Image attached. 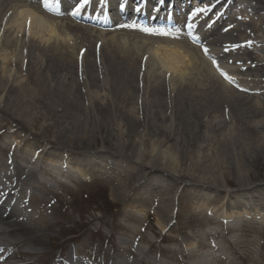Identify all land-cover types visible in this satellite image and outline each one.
I'll list each match as a JSON object with an SVG mask.
<instances>
[{
    "label": "bare ground",
    "instance_id": "bare-ground-1",
    "mask_svg": "<svg viewBox=\"0 0 264 264\" xmlns=\"http://www.w3.org/2000/svg\"><path fill=\"white\" fill-rule=\"evenodd\" d=\"M152 1L154 0H148V2ZM99 2L97 4L85 3L84 0H0V105L3 104L7 109L9 104L7 100L11 97L10 90L16 88L17 93L28 102L36 98L45 105L44 108L37 110V114L41 115L29 118L31 124L39 117L43 124L48 125L50 118L45 115V111L52 106L57 108L63 99L69 101L74 109L75 106H81L84 115L81 116L82 119L86 118L90 111L99 116L103 114L105 118L102 121L98 117L99 122L103 123L105 130L110 129L111 122L117 123L125 140L131 143L135 160L139 161L142 170L161 169L167 166L171 171L173 170L171 175L174 176L178 172L188 171L190 166L192 168L199 166L202 170L217 167L221 174L226 165L225 155L229 153L228 146L232 151L229 155L235 160L238 176L243 175V166L239 159L241 151L264 148V35L262 34L264 33V0H206V2L202 1L200 6L198 1L190 16L179 13L178 17L174 18L172 26L165 25L171 20L166 16L161 17L164 13L154 16L155 12L148 15L149 20L154 18L157 20L155 26L139 25L140 21L132 19L124 21L122 17L114 21L108 16L109 11L105 10L106 3H102L101 0ZM215 2L221 6L224 4L225 7H236L235 14L226 16L224 12L214 16V13H210L212 9L210 7H213ZM71 4H73L72 9L79 4L80 11L76 14L88 9L91 16L89 18L91 20L98 18V23L74 22L75 18L70 14L72 9L68 10ZM107 5L113 6V3L109 2ZM176 7L180 5L176 4ZM197 9L204 11L199 12ZM132 12L135 15V12ZM136 15L139 19L147 17L142 12H136ZM110 16L117 17L113 12ZM132 17L134 16H130ZM180 17L192 24L191 30L178 27ZM146 28L151 31H145ZM257 32L259 34H255ZM22 72H25L24 80L19 79L23 76ZM31 75L36 78L34 86L28 81ZM38 82L42 83L43 91L39 92ZM49 99L52 101L48 105L46 101ZM150 110L155 111L154 114ZM168 110L170 113L168 125L162 123L156 125V122L152 121L160 114L165 117ZM147 112H149L148 116ZM175 115L179 116L178 122H175V129L178 128L181 133L183 129L186 130L184 132H188V139L185 141H180L177 133L179 130L172 129L175 127L172 121ZM76 121L83 124L77 119ZM71 125L68 123L65 126L73 128ZM0 126L3 127L4 124ZM197 128L201 140L193 144L190 134ZM158 130L166 131V136L160 141L155 138ZM9 133L12 135L14 131ZM28 140L23 136L19 137L16 144L18 149H21L19 145L33 144ZM180 143H185L186 145H182L185 147L192 145L191 148L183 151L185 168H178L177 165L178 157L175 150ZM43 145L39 144L42 146L40 149L37 146L28 150L25 166H21L19 157L14 152L10 162L0 160V169L8 166L12 170L23 171L21 178L20 175L16 176L17 190H14L16 193L9 191L7 195V184L4 180L6 175L0 170V186L6 192L0 193V264H9L3 261L13 253L14 249L24 247L28 241L32 244H30L31 249L44 247H40L43 244L40 240L39 228L18 226L11 220L9 214L1 211L2 203L15 197L17 193L23 194L22 188L18 186L29 187L34 180L38 183L36 172L41 167L42 159L49 157V153L53 155L49 157L50 160L45 159L50 166L52 165L51 169L54 172L49 176L53 180L47 186L49 190L67 184L59 178H66L73 185L75 183L72 178L74 174L70 173L75 164L71 149L68 148L62 156L60 153L56 156L59 151L47 150ZM147 148H154L160 152L165 162L159 161L157 157L154 158L152 152L146 156L148 158H142L143 151ZM92 151L103 152L101 149ZM1 152L3 153V148H0V154ZM262 157L256 152L255 161L258 166ZM86 159H89V162L84 163L83 166L88 165V168L84 169L82 175L86 176L85 172L89 169L92 175L96 171L106 169L108 160H103L106 163L100 170L98 169L101 168L100 162H97L96 157H86ZM202 172H199L200 176L203 175ZM78 175L80 174L76 176L79 177ZM142 179L144 180L143 175ZM215 181L216 179L211 183L216 185L217 181ZM39 183L43 184V181ZM119 183L118 180L117 184ZM148 183L149 185L146 186L163 187V185L159 186L161 182ZM216 186L227 192L225 207L228 210L224 212V217L230 221L224 224L220 217H212L211 223L217 225L219 229L203 230L200 235L203 239H192V243H188L189 246L177 243L180 252L177 247L169 248L172 253L179 252L177 255H173L168 248L158 247L160 241L168 239L171 235L167 233L169 228L164 227L166 226L163 223L164 218L160 217L161 212L165 215L167 208L157 202L155 215L159 225L156 227L155 224L147 223L132 234V238L144 242L146 248H140L139 245L123 239L117 242L112 240L115 251L107 248L101 254H98L99 250L96 246L90 248L91 251L85 252L79 246L71 247L65 254L66 261L63 264L70 262L89 264L86 258L90 261L94 259L96 264H105V259L112 257L125 258L126 260L121 264H169L170 261H173L172 264H186L181 258H191L194 260L193 264H202V261L206 264L213 263L215 258L210 252L220 253L217 257L221 258L225 249L229 251L227 235L241 231L236 227L237 223L246 225L260 217L264 218V181L243 184L237 189L239 191L233 194L239 198L238 200L232 198L231 191L225 188L222 182ZM127 189L122 195L130 198L135 191L130 194L131 187L129 191ZM210 192L212 193L205 189V193L199 198L204 200L212 198ZM33 200L42 201L43 198L37 197ZM139 206L145 207L146 204ZM234 213L238 214L235 219L232 218ZM33 216L29 214L31 221L37 219L43 226L47 223L43 215L35 219ZM125 217V221H138L131 212H127ZM145 227L151 231L153 240L144 233ZM122 229L129 232L128 227ZM177 233L181 234L178 231ZM204 236L208 239L219 237L224 245L213 247L210 252L206 249L207 253L200 255L196 251L198 247L205 250ZM154 237L160 238L158 245L155 244ZM241 237L245 238L246 235L242 234ZM56 238L54 237L53 244L57 242ZM170 239L177 240L175 236ZM257 245V247L264 246ZM183 246L187 247L183 248ZM154 249L159 254L162 252L163 257H167L170 253V259L168 257L165 262L156 257L147 259L146 254ZM26 253L28 252L20 250L18 256ZM76 253L83 255L79 258ZM243 254L240 253L239 256ZM235 255L237 257L236 252ZM244 255L249 256L247 253ZM259 255L256 253L254 259L259 260ZM54 263L55 261L51 262Z\"/></svg>",
    "mask_w": 264,
    "mask_h": 264
},
{
    "label": "rangeland",
    "instance_id": "rangeland-1",
    "mask_svg": "<svg viewBox=\"0 0 264 264\" xmlns=\"http://www.w3.org/2000/svg\"><path fill=\"white\" fill-rule=\"evenodd\" d=\"M255 34L259 33L257 32ZM262 34L264 35V33ZM22 74L23 76H20L19 79L24 80L25 72H22ZM28 81L34 86L36 78L31 75ZM38 83L37 87L40 92L43 87L41 82ZM81 92L84 93L82 90ZM10 93L11 97L7 100L9 103L7 104V109L3 107V104L0 105V124H4L3 127L0 126V148H3L5 156L7 155V157H10L11 155L12 157L10 158H13L14 152L19 157L18 161L25 165L28 150L39 146V144H44L43 146L47 150L56 149L59 151L56 153V156L59 153L62 156V154L70 148L73 152V157H75L73 172L74 174H80L82 177V180L76 183L74 187L62 185L55 186V189L49 190L46 185L41 186L38 183H36L35 186L32 185V192L35 194V198L42 197L43 200H38L39 202L35 203L32 202L29 212L34 215L33 219L43 215V217L47 219V223L44 226L49 227H44L37 219L34 222L28 221L25 223H20L17 219L15 220L18 226L39 228L41 234L40 240L43 244L40 247L44 246L41 249H33V251H35L34 254L30 255L28 253L22 257H18V251L20 249H14L13 255L17 256L15 261L20 264H50L53 260L59 259V252L66 254L71 247L77 248L78 246L82 248L84 252L91 251L89 249L96 246L99 250L98 254L105 252L107 248L115 251L112 240L117 242L123 239L139 245L140 248H146L147 245L140 240L132 238V234L133 231L139 230L141 226L147 223L155 224V226L159 225L157 224L158 219L155 215V212L157 213V202H160V206L167 208L165 215L161 212L160 217L164 218L163 223L166 224L164 227L165 229L169 228L167 233L171 236L162 241H160L159 237H154L155 244L157 243L158 245L160 241L158 247L161 249L168 248L170 252L171 249L169 248L177 247L181 245L180 243L189 246L188 243H192V239H203L200 237L203 230L210 229L217 231L219 227L211 223L210 219L214 216L224 217V212L226 209L228 210V208L225 207L227 206L225 201L228 199L227 192H224L220 187L216 186L218 183L220 184L222 182L225 188L231 191L230 194L233 196V194L239 191H237V189H240L243 184L264 181V148H253L248 152L241 151V156L239 158L243 166V175L241 176H238V170L234 163L235 160L229 155L232 151L229 150L228 146L227 150L229 153L227 152L225 155L226 165L221 174L217 167L215 169L205 168L202 170L199 166L195 168L190 166L191 168L189 167L188 171L178 172V174L174 173L175 176L171 175L173 170L171 171L167 166H163L161 169L142 170L139 161L135 160L131 143L125 140L116 125L117 123L114 124L111 122L110 129L105 130L103 123L99 122L98 117H100L102 121L103 118H105L103 114L99 116L90 111L87 117L82 119L81 116L84 115H82L83 110L81 106H75L76 108L74 109V106H71L69 101H64L63 99V102H60V106L57 108L52 106L45 111V115L50 118V123L48 125L46 123L43 124L39 117L35 123L31 124L29 118H35L36 115H41L37 114V110L44 108L45 105L40 103L41 101L36 98L28 102L27 99L21 97L20 93H17L16 88H12ZM44 94L43 92V95ZM111 94L113 95L114 91ZM83 100L84 99H82V101ZM51 101L52 99H49L46 102L49 105ZM85 105H87L86 102ZM165 109L166 107L163 108V111ZM150 111L153 114L155 112L153 110ZM148 114L149 112H147V116ZM165 114V117H162L163 114H160L161 116L158 115L156 118L152 119V121L156 122V125L161 123L165 126L168 125V123H170L168 117L170 114L169 110L166 111ZM178 117L179 116L175 115L172 119L174 126L175 122H178ZM161 118H163V120H161ZM76 119L83 124H79ZM68 123L72 124L71 126L73 128L65 126ZM138 128L142 129V127ZM175 128L176 126L172 129L176 131L179 130ZM10 131H14V133L10 135ZM158 131L155 138L157 141H160L166 136V131ZM182 131L181 133L179 130L177 133L180 136V141H185L188 139V132H184L186 131L184 129ZM68 133L70 134L68 135ZM190 135L192 136L191 140L193 144L194 142H200L201 139L198 137L199 128ZM21 136L29 139L28 141L33 142V144L28 145V143H25L22 146L19 145L21 149H18L15 144H17ZM182 145L186 144L180 143L175 150V154L178 157V168L186 167L183 151L192 146L185 147ZM41 147L42 146H39V149ZM93 149H101L103 152L92 151ZM151 152L154 158L157 157L159 161L165 162L162 160V154L154 150V148L145 149L142 158H148L146 156H149ZM256 152L263 156L262 160H259L261 161L259 166L255 161ZM49 155V157L53 156L50 153ZM46 157V160H50L48 156ZM86 157H96L97 162H100L99 166L101 168H98L100 170L104 168L103 165L106 163V161L104 162L103 160H108L107 166L105 167L106 169L100 172L96 171L93 175L89 169L85 172L86 176L82 175V172L85 171L84 169L88 167L83 166L84 163L89 162V159H86ZM1 158L4 159V156H1ZM45 159H43L44 161L42 160L41 167L36 172V176L40 180H46L48 183H51L53 180L49 178L50 174L47 172L51 174L54 172L51 169L52 165L49 168ZM200 171H203L202 173L204 176L199 175ZM10 173H12V176L15 175L13 172ZM194 173L198 174V176ZM142 175L144 176V180L142 179ZM59 179L67 182L66 178ZM215 179L217 181H215L216 185L211 183V181ZM118 180L120 182L119 184H117ZM148 182H156V184L161 182L159 186L163 185V187L146 186L149 185ZM129 187H131L130 191ZM125 189H127L130 194L135 191V194L130 198H126L122 195ZM205 189L212 191V193L210 192L212 198H208V200L199 198L202 193H205ZM44 191L46 195H44ZM233 199L238 200L239 198L235 195ZM141 203L146 204V206L140 207L139 205H142ZM53 210L54 213H52ZM127 212H131L135 215L138 221H125V214ZM260 221L263 222L260 223L258 220L247 223L246 225L237 223L236 226L234 224L238 229H241V231L231 232L227 235L229 243L226 245L230 246V248L228 252L226 249L224 250L222 258L217 257L220 253L217 252L218 254H215L212 253V251L210 252L211 248L224 245L219 240V237H210L208 239L204 236L205 239L203 241L206 245L205 250L203 251L202 248L198 247L196 252L200 255L206 254L207 252L213 254V256L217 258L212 264H264V246L257 247V244L264 245V219H260ZM122 227H128L129 232L124 231ZM177 231L181 234H178ZM144 233L149 239L153 240L151 231H149L147 227H145ZM242 234H245L246 237L242 238ZM172 236H175L177 240L172 241L170 239ZM54 237H57V242L55 244H53ZM8 239L11 240L12 238ZM243 240H245V242H243ZM223 242L226 243V241ZM177 243H179V245ZM31 245L28 244L25 246V250L29 251ZM187 246H183V248ZM40 247L35 246V248ZM206 249L208 250L207 252ZM178 250L180 252L179 248ZM185 251H187V249ZM179 252L173 251V253H171L177 255ZM235 252L237 253V257ZM240 253H247L251 257L245 256L244 254L240 257ZM256 253L260 254L259 260L254 259ZM152 257H156L165 262L168 260V257L170 259V253L167 257H163L162 252L159 254L157 250L154 249L146 254V258L149 260H151ZM226 258L228 260H225ZM125 260L126 259L122 257H112L105 259V264H109V262H111V264H121ZM181 260L186 264L194 263V260L191 258H181ZM91 261L94 262V259ZM172 262L173 261H170L168 263L172 264ZM202 264L206 263L202 261Z\"/></svg>",
    "mask_w": 264,
    "mask_h": 264
},
{
    "label": "snow or ice",
    "instance_id": "snow-or-ice-1",
    "mask_svg": "<svg viewBox=\"0 0 264 264\" xmlns=\"http://www.w3.org/2000/svg\"><path fill=\"white\" fill-rule=\"evenodd\" d=\"M84 2H85V3H88V2H90V0H84ZM102 2H103V0H102ZM120 7L123 9L124 5L121 4ZM79 11H80V6H79V4H77V5L71 10L70 14H71V15H76V13L79 12ZM197 11L202 12V11H204V9H197ZM145 31H151V29H147V28H146ZM205 51H207V49H205ZM225 51H227V49H225Z\"/></svg>",
    "mask_w": 264,
    "mask_h": 264
}]
</instances>
